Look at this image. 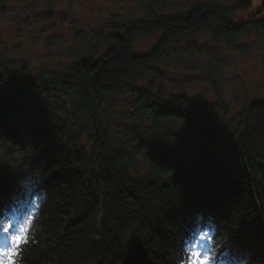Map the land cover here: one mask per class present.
I'll return each instance as SVG.
<instances>
[{
    "label": "trees",
    "instance_id": "trees-1",
    "mask_svg": "<svg viewBox=\"0 0 264 264\" xmlns=\"http://www.w3.org/2000/svg\"><path fill=\"white\" fill-rule=\"evenodd\" d=\"M101 2L137 7L83 25L44 0L53 63L0 48V210L29 178L43 202L20 264H181L208 226L264 264V99L233 110L222 83L227 56L264 49V0L237 22L253 0ZM196 83L214 98L179 89Z\"/></svg>",
    "mask_w": 264,
    "mask_h": 264
},
{
    "label": "rangeland",
    "instance_id": "rangeland-1",
    "mask_svg": "<svg viewBox=\"0 0 264 264\" xmlns=\"http://www.w3.org/2000/svg\"><path fill=\"white\" fill-rule=\"evenodd\" d=\"M43 3L44 0H8L5 13L0 14V48L25 57L34 67L52 64L54 61L58 48L55 47V50L50 52L46 49L47 38L52 35L50 25L55 24L60 33L64 31V27L56 19L53 23L52 20L44 22V19H40L38 15L45 11ZM260 5L261 0H253L249 10L231 15L232 21H239ZM136 7L137 5L133 4L120 6L104 4L101 0H57L53 12L60 21L78 18L83 25H92L100 19L103 21L109 12L116 9L120 10L119 15L122 17H130L129 10ZM65 15L67 18H63ZM43 17L46 16L43 14ZM45 29L47 30L44 31ZM66 39L65 46L74 42L70 35H67ZM155 40L156 37L138 38L135 47L138 51L144 52L154 44ZM263 50L257 45L248 55L227 56L228 64L223 66V95L233 110L247 97L264 99V68L260 63ZM179 89L189 95L201 94L209 99L214 98L212 88L208 84L183 85ZM2 187L7 193L12 189L6 183H0V189Z\"/></svg>",
    "mask_w": 264,
    "mask_h": 264
},
{
    "label": "snow or ice",
    "instance_id": "snow-or-ice-1",
    "mask_svg": "<svg viewBox=\"0 0 264 264\" xmlns=\"http://www.w3.org/2000/svg\"><path fill=\"white\" fill-rule=\"evenodd\" d=\"M39 182L27 179L23 184V191L32 195L39 188ZM31 217H25L24 222L15 225L13 218L0 217V264H20L21 248L28 243L29 224ZM15 225V227H14ZM207 233L200 237L201 251H193L190 264H251L250 257L237 250L225 249L217 253L211 244H203Z\"/></svg>",
    "mask_w": 264,
    "mask_h": 264
},
{
    "label": "bare ground",
    "instance_id": "bare-ground-1",
    "mask_svg": "<svg viewBox=\"0 0 264 264\" xmlns=\"http://www.w3.org/2000/svg\"><path fill=\"white\" fill-rule=\"evenodd\" d=\"M195 207H197V209L198 210H204V207H202L201 205H197L196 204V206ZM180 226V225H179ZM188 225H184L181 229L184 231L185 229H188ZM190 230V228L188 229V231ZM185 232V231H184ZM182 234H184L183 232H182ZM178 237H180V236H177V238ZM175 252L177 253L178 251H177V249H175ZM170 255H171V250H170ZM172 259H174L173 257H172V255H171V260H170V263L169 264H171L172 263ZM164 264H166V263H164Z\"/></svg>",
    "mask_w": 264,
    "mask_h": 264
}]
</instances>
